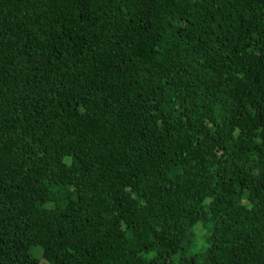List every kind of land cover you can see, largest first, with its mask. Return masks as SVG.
Listing matches in <instances>:
<instances>
[{
  "label": "trees",
  "instance_id": "trees-1",
  "mask_svg": "<svg viewBox=\"0 0 264 264\" xmlns=\"http://www.w3.org/2000/svg\"><path fill=\"white\" fill-rule=\"evenodd\" d=\"M0 264H264V0H0Z\"/></svg>",
  "mask_w": 264,
  "mask_h": 264
}]
</instances>
